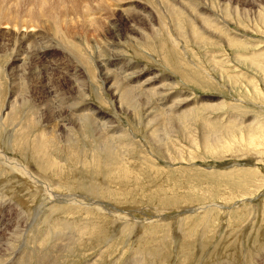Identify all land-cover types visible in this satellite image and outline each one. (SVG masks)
<instances>
[{
  "label": "rangeland",
  "instance_id": "rangeland-1",
  "mask_svg": "<svg viewBox=\"0 0 264 264\" xmlns=\"http://www.w3.org/2000/svg\"><path fill=\"white\" fill-rule=\"evenodd\" d=\"M8 1L6 7H15ZM18 1V13L26 16L37 0ZM53 1L51 8H59L58 0ZM89 1V8L96 10L97 0ZM126 1L101 17L93 13L103 18L96 32L90 26L85 29L83 22L75 26L80 30L67 32L72 51L49 24L30 21L29 30L8 27L0 32L6 38L3 43L14 34L33 35L37 47L50 50L41 61L25 53L29 65L16 78H10L3 66L9 55L0 54V151L50 184L59 196H76L81 202L60 206L34 187L22 169L0 160V219L5 218L0 235L9 239L0 261L264 264V0ZM70 3L65 0L63 5ZM121 8H130V15ZM70 15L72 20L83 16ZM139 17L153 21L139 22ZM103 59L116 77L115 89L107 90L104 84L99 67ZM134 72H139V79ZM127 84L135 88L122 103L120 91ZM74 91L89 106L73 109L69 97ZM76 96L72 103L79 100ZM11 106L16 109L14 118ZM61 109L67 113L60 117L55 112ZM24 121L31 126L27 132L12 126L17 122L25 127ZM111 124L113 131L108 129ZM20 135L30 141L46 135L53 141L55 151L62 152L56 164L64 178L43 171L33 160L30 144L25 151L17 142ZM215 138L222 139L224 148L220 143L209 146ZM111 147L124 169L121 184L93 169L100 154ZM71 152L79 158L68 159ZM6 207L10 213H4ZM172 213L173 220L156 219ZM90 223L100 225L95 238L73 244L78 240L76 228Z\"/></svg>",
  "mask_w": 264,
  "mask_h": 264
},
{
  "label": "bare ground",
  "instance_id": "bare-ground-1",
  "mask_svg": "<svg viewBox=\"0 0 264 264\" xmlns=\"http://www.w3.org/2000/svg\"><path fill=\"white\" fill-rule=\"evenodd\" d=\"M10 1H12V2H14L15 3V7H13L14 6V4L13 5H11V7L12 8H8V7H6L5 6V3L7 2V0H0V32H2L3 30H7V28L9 27V28H11L12 30H18V31H21V29H27V30H29V29H31V27L28 25V23L30 22V21H33V22H35L36 24H44L43 26L45 27V24H49V26H51V28H56L55 30H54V32L56 33V31H58V33H60L61 35H62V43L66 46V48H68V49H70V47H73V45H72V42H71V39H70V35L68 36L67 34V32H72L73 30L74 31H78V30H80V29H78V30H76V28H75V26H77L78 25V23H80V22H83L84 24H86L85 26V29H88L89 28V26H90V28H91V30H94L95 32H96V29H98L100 26H102V25H100L99 23H97V21L98 20H101V19H103V18H101V19H98L96 16H94L93 15V13H97V15H100V17H101V13H106V12H111V9H112V7L114 6V5H117V4H119V3H122V4H119V6L120 7H123L124 5H126V4H123V2H128V1H126V0H97L96 1V10H92V9H90L89 8V5H90V1L89 0H69L71 3L70 4H64L63 5V3H64V1L65 0H58V4H59V8H57V9H52L51 8V4H50V0H37V1H35L32 5H31V9L29 10V12L26 14V16H21L19 13H18V11H17V9H16V5L17 6H19V2L20 1H18V0H9L8 2H10ZM52 2H55V1H53V0H51ZM128 4V3H127ZM131 7V6H130ZM147 7V6H146ZM55 8V7H54ZM13 9H16V15H14L13 14ZM121 9H123L121 12H123V14L126 16V14H128V15H130L129 13H131V11H130V8H121ZM114 10V9H113ZM80 11H82V12H80ZM119 11H120V8H119ZM74 12H76L77 13V15L75 16V17H78V16H80V15H83L82 16V18H80V17H78V18H76V19H70L72 16L70 15V14H72V13H74ZM89 14H92L93 16H92V18H88V15ZM142 14V13H141ZM191 14V13H190ZM189 14V15H190ZM133 15H134V13H133ZM152 15V14H151ZM145 16H148V14L147 15H145ZM150 16V15H149ZM127 17V16H126ZM191 17V16H190ZM198 17V16H197ZM202 17H203V15H202ZM97 18V19H96ZM180 18V17H179ZM199 18V17H198ZM82 19V20H81ZM193 19V18H192ZM202 19V18H201ZM85 21H87V22H90V24H88V23H86ZM138 21L139 22H143V21H145V23L147 22H149V21H153L152 20V17H139L138 18ZM182 21V20H181ZM196 21H197V18H196ZM151 23V22H150ZM149 23V24H150ZM202 25H204V24H206L205 23V21L203 20V22L201 23ZM42 25H41V27H42ZM80 25V24H79ZM163 25H164V23H163ZM177 25V24H176ZM49 26H48V28H49ZM88 26V27H87ZM47 27V26H46ZM166 27V26H165ZM79 28V27H78ZM102 28V27H101ZM180 29V28H179ZM184 29H185V27H184ZM82 30V29H81ZM136 30V29H135ZM163 30V29H162ZM51 31V30H50ZM93 31V32H94ZM155 31V30H154ZM166 31V30H165ZM164 31V32H165ZM180 31H181V29H180ZM25 32V31H24ZM52 32V31H51ZM113 32H115V31H113ZM158 32H160V31H158ZM54 33V34H55ZM53 34V35H54ZM57 34V33H56ZM194 34L197 36L198 34L196 33V32H194ZM195 35H193V36H195ZM73 36V35H72ZM74 36H75V34H74ZM39 38V37H38ZM35 39V40H34ZM36 39L37 38H35L33 35H28V36H24V35H20V34H14L13 36H8V38H7V41L6 42H1V41H3V40H6V38H5V35L4 34H0V54L1 53H6V55H9L8 56V61H6L5 59L7 58V56L5 57V64L3 65L4 66V68L5 69H7L8 70V74L10 75V78H11V76L12 75H15V78L17 77V75L20 73V71L22 70L21 68H24V67H26V66H28L29 65V61L28 60H26V61H28V62H26L25 60H24V58H23V56H24V54L25 53H30V57H29V59L31 58L32 59V61H35V60H42L44 57H47L48 55H45V54H47V52H50V50L48 51L47 50V48H49V47H47V48H44V47H41V48H39V47H37L38 45L36 44ZM61 39V38H60ZM74 42V41H73ZM76 43V42H75ZM64 45H62V47L64 46ZM46 47V46H45ZM6 48V49H5ZM71 51H72V49H70ZM64 52H65V50H63ZM9 52V54H7ZM74 52V51H73ZM75 53V52H74ZM114 54V53H113ZM4 55V54H3ZM77 55H79V54H77ZM118 55V54H117ZM29 56V55H28ZM72 56V55H71ZM4 57V56H3ZM79 57H80V55H79ZM119 58H120V55L118 56ZM27 59V58H26ZM82 59V58H81ZM92 59V58H91ZM116 59V58H115ZM85 60V59H84ZM84 60H82V61H84ZM120 60H122V59H120ZM0 61H2V60H0ZM81 61V62H82ZM103 61H104V59H103ZM123 61V60H122ZM30 62H31V60H30ZM77 62V61H76ZM101 62H102V60H101ZM113 62H115V61H113ZM93 64V63H92ZM84 65H85V63H84ZM114 65V64H113ZM1 66V65H0ZM32 66V65H31ZM109 66H111V65H109L108 63H105V61H104V63H101L100 64V72H101V74L103 75V77H104V84L105 85H107V87L109 86V88L107 89V90H111V89H115L114 87H115V83H112L113 82V80H116V77H115V75L113 74V72L110 70V69H108V67ZM113 67V66H112ZM3 69V68H2ZM32 69V68H31ZM6 70V71H7ZM30 72V71H29ZM22 73V72H21ZM136 74V79H139V77H140V75H139V72H134L133 74H132V76L134 77V75ZM75 75V74H74ZM84 75V74H83ZM88 75V74H87ZM19 76V75H18ZM69 76V75H68ZM76 76V75H75ZM86 76V75H85ZM133 77H131V79L133 78ZM19 78V77H18ZM71 78V77H70ZM125 78H126V76H125ZM72 79V78H71ZM70 79V80H71ZM127 79V78H126ZM134 79V78H133ZM0 80H1V75H0ZM17 80V79H16ZM75 81V80H74ZM132 81V80H131ZM70 82V81H69ZM68 82V83H69ZM73 83V82H72ZM130 83V82H129ZM14 84V83H13ZM138 85V84H137ZM75 86V85H74ZM135 86V85H134ZM144 86H147L148 87V85L147 84H145ZM103 87V86H102ZM72 88V87H71ZM135 88V87H134ZM134 88H131L130 87V85L129 84H127V85H124L123 86V89H122V91H120V100H121V102L123 103V98H128V97H132V94H133V90H134ZM76 89V88H75ZM136 89H138V88H136ZM159 89V88H158ZM73 90H74V87H73ZM148 90V89H147ZM147 90H145V91H147ZM150 90V89H149ZM153 90V89H152ZM151 90V91H152ZM164 90V89H163ZM150 91V92H151ZM156 91H157V89H156ZM154 92V91H153ZM162 92V91H161ZM160 92V93H161ZM155 93V92H154ZM157 93V92H156ZM149 94V93H148ZM153 94V93H152ZM165 94H167V93H165ZM77 95V96H76ZM115 95H117V94H115ZM136 95V94H135ZM155 95V94H154ZM168 95V94H167ZM74 96H76L75 98H77V99H79L78 97L80 96L81 97V95L79 94V91L77 92V94H76V92L74 91V93L72 94V96H70L69 97V102L72 100V102H73V98H74ZM158 96V95H157ZM156 96V97H157ZM159 96H160V94H159ZM164 96V95H163ZM170 96V95H169ZM138 98V97H137ZM158 98V97H157ZM163 98V97H162ZM166 98V97H165ZM169 98V97H168ZM76 100V99H75ZM80 100V101H79ZM79 100H77V102H74V103H72L71 102V104H69L73 109H75V110H79V109H81L82 107H86V106H89V103L87 102V100L86 99H83V100H81V99H79ZM17 103V102H16ZM12 104H14L13 102H12ZM181 104V103H180ZM183 104V103H182ZM11 105V104H10ZM15 105V104H14ZM153 105V104H152ZM12 107V106H11ZM62 107V106H61ZM1 108V107H0ZM9 108V107H8ZM7 108V109H8ZM5 109V108H4ZM192 109V108H191ZM146 110H148V109H146ZM189 110V109H188ZM15 111V112H14ZM41 111V110H40ZM149 111V110H148ZM1 112V111H0ZM2 113V112H1ZM11 113H12V117L14 118V116L15 115H17V113H16V109L15 108H11ZM26 113V112H25ZM55 113H59L60 114V117H61V113H67V112H65V111H63L62 109L61 110H57ZM20 114V113H19ZM18 114V115H19ZM29 114V113H28ZM69 114V113H68ZM28 116V115H27ZM26 116V117H27ZM31 116V115H30ZM68 117V116H67ZM5 118H6V116H5ZM10 118V117H9ZM16 119V118H15ZM1 120V119H0ZM5 120V119H4ZM8 119H6V122H7V124H9L8 122L9 121H7ZM10 120V119H9ZM13 119H11V121H12ZM30 120H32V119H30ZM63 120V119H62ZM68 120H70V119H68ZM33 121V120H32ZM64 121V120H63ZM0 122H2V121H0ZM5 122V121H4ZM19 122V121H18ZM74 122V121H73ZM93 122V121H92ZM112 122V121H111ZM20 123V122H19ZM19 123H17V122H15V123H12V126H14L15 124L18 126V129H19V131H21V132H23V131H29L30 130V128H31V126H28V124L26 123V121H24L23 123L25 124V127L23 126V125H20ZM32 123V122H31ZM78 123V122H77ZM87 123H88V121H87ZM95 123H96V121H95ZM105 123V126H106V122H104ZM113 123V122H112ZM71 124H72V122H71ZM76 124V123H75ZM94 125V124H93ZM98 125V124H97ZM103 125V124H102ZM110 125V124H109ZM57 126V125H56ZM65 126V125H64ZM86 126V125H85ZM90 126V125H89ZM88 126V127H89ZM95 126H96V124H95ZM24 129H23V128ZM88 127H87V129H88ZM93 127V126H92ZM98 127V126H97ZM15 128V127H14ZM86 128V127H85ZM101 128V127H100ZM104 128H106V127H104ZM114 128H116V127H114V126H112V124H111V126L108 128L109 129V131H113V129ZM16 129V128H15ZM29 129V130H28ZM60 129V128H59ZM90 129V128H89ZM194 129V128H193ZM105 130V129H104ZM15 131V130H14ZM18 131V132H19ZM100 131V130H99ZM40 134H41V132H40ZM15 135V134H14ZM28 135V134H27ZM27 135H20V136H22L17 142L18 143H20V144H22L23 145V150H25L26 149V147L29 145V149H30V151H31V153H32V156H33V160H34V162L35 163H37L38 164V166H40L41 168H42V170L43 171H47V172H49L52 176H56V177H59V178H61V179H63L64 178V171H63V169H61V168H59V166H57V164H56V159H57V157H60L59 155H62V152H58V150H56L55 151V149L57 148V145H54V142L53 141H51V140H48V139H46V138H44L46 135H42V136H40V137H38V138H33L34 140L33 141H30V138H28L27 137ZM29 135H31V134H29ZM19 136V135H18ZM17 136V137H18ZM30 137V136H29ZM80 140V139H79ZM159 140V139H158ZM77 141V140H76ZM196 142V141H195ZM15 143H16V141H15ZM82 143V142H81ZM209 146H211V144H213L214 143V145H217V144H219L220 143V147L221 148H224V145H222V139H220V138H215V139H211L210 141H209ZM74 144V143H73ZM54 145V146H53ZM70 145V144H69ZM86 145V144H85ZM18 146H20V145H18ZM53 146V147H52ZM72 146V145H71ZM71 146H69V147H71ZM90 146V145H89ZM92 146V145H91ZM90 146V147H91ZM121 147L120 148H122V147H124V146H128L127 144L126 145H120ZM69 147H67V148H69ZM72 149H73V147H71ZM80 148H81V145H80ZM84 148H86V147H84ZM114 148V147H113ZM218 148V147H217ZM18 149V148H17ZM20 149H21V147H20ZM52 149V150H51ZM108 149V148H107ZM112 149V147L110 148V150ZM119 149V148H118ZM207 149V148H206ZM68 150V149H67ZM66 150V151H67ZM71 150V149H70ZM82 150V149H81ZM86 150H88V149H86ZM99 150V149H98ZM26 151V150H25ZM65 151V152H66ZM100 151V150H99ZM103 151V150H102ZM24 152V151H23ZM64 152V153H65ZM86 152V151H85ZM84 152V153H85ZM101 152V151H100ZM106 152V151H105ZM108 152V153H107ZM106 153L107 154H105L104 156L102 155V153L100 154L101 156V158L104 160H102V159H97V161H95L94 162V167H93V169H95L94 170V172H102V171H105L106 172V176L105 177H107L106 179H109L110 181H112V183L113 182H118V183H120V173H121V170L123 169L122 168V163L120 162V160H119V156L117 155V153H116V151H113V150H111V151H107ZM58 153V154H57ZM84 153H83V155H84ZM90 153L91 152H89V155H90ZM103 153H104V151H103ZM67 154V153H66ZM6 155V154H5ZM80 155H81V153H80ZM63 156H64V154H63ZM63 156H61V157H63ZM121 156H123L122 155V151H121ZM68 157V159L69 158H71V157H74V159H77L76 157H78V156H76L75 155V153H72L71 152V154H69V156H67ZM82 157V156H81ZM79 158V157H78ZM3 159V161H5V162H7V165L9 166V168L11 167V168H14L13 166L14 165H16V169L18 170V169H22L23 170V172L26 174V176H25V178H27L30 182H34L33 183V185H34V187H37L38 189H40L41 191H43L44 193H46V195L47 196H49V198L48 199H50V200H53L54 202H56V203H59L60 204V206H73L75 203L77 204H79V203H81L80 202V200L78 199V198H76V196H73L72 197V195H65L64 194V197H62V196H59L58 194H56V192L54 191V189L52 188V186L50 185V184H48V183H44V182H42L41 180L39 181V180H37L36 178H34L29 172H28V170L24 167V166H22V164H19V163H15L14 161H10L9 159H7L6 158V156H4V154H3V152L2 151H0V160H2ZM84 160V159H83ZM88 160V159H87ZM61 161V160H60ZM71 161V160H70ZM81 162V161H80ZM86 162V161H85ZM91 162H92V160H91ZM79 163V162H78ZM83 163V162H82ZM87 163V162H86ZM90 163V162H89ZM84 164V163H83ZM88 164V163H87ZM91 164V163H90ZM126 164H127V162H126ZM125 164V165H126ZM6 166V165H5ZM85 166H86V164H85ZM89 167V166H88ZM125 168V167H124ZM15 169V168H14ZM75 169V168H74ZM78 169V168H77ZM86 169H87V167H86ZM129 169V168H128ZM84 171V170H83ZM123 171H124V169H123ZM129 171V170H128ZM127 171V172H128ZM17 172H19V171H17ZM91 172V171H90ZM126 172V173H127ZM77 173H79V172H77ZM89 173V172H88ZM125 173V172H124ZM91 174H93V173H91ZM102 174V173H101ZM119 174V175H118ZM124 175V174H123ZM132 175V174H131ZM93 176V175H92ZM91 176V177H92ZM103 176H104V173H103ZM122 176V175H121ZM129 177H132V176H129ZM86 178V177H85ZM71 180V179H70ZM121 180L122 181H127V177H125V178H121ZM66 181V180H65ZM73 182H77L76 180H74ZM93 182V181H92ZM78 184V183H77ZM107 184H109V183H107ZM121 184V183H120ZM90 185V184H89ZM113 185V184H112ZM95 187V186H94ZM103 188V187H102ZM105 188H106V186H105ZM94 189V188H93ZM104 189V188H103ZM78 197V196H77ZM2 201V200H1ZM248 201V200H247ZM251 201V200H250ZM94 202V201H93ZM8 203V202H7ZM83 203V202H82ZM75 204V205H76ZM9 205V204H8ZM107 205H109V203L107 204ZM107 205H106V207H107ZM57 206V205H56ZM82 207H84V206H82ZM57 208H60V207H57ZM2 208H1V203H0V214H1V212H2V210H1ZM41 209V208H40ZM67 209H70V207L69 208H67ZM12 209H10L9 207H6L5 208V210H4V213H10V211H11ZM63 210H64V208H63ZM66 210V209H65ZM64 210V211H65ZM104 210H105V208H104ZM121 210V209H120ZM14 211V210H13ZM106 211V210H105ZM38 212V211H37ZM116 212V211H115ZM115 212H113L112 214H115ZM126 212V211H125ZM188 213L190 212V210L189 211H187ZM185 213V214H188V213ZM193 212V211H192ZM11 213H13V212H11ZM62 214H63V212H62ZM185 214H184V216H185ZM14 215V214H13ZM35 215V214H34ZM37 215V214H36ZM54 215H57L56 213H54L53 214V216ZM179 215H182V213H180ZM2 216V215H1ZM174 216H176V215H173V213L172 214H168V215H166L165 217H162V216H158L156 219L157 220H159V219H162V220H165V221H168V219H170V220H173L174 219ZM8 217V216H7ZM14 217V216H13ZM36 216H34V218H35ZM179 217V216H178ZM183 217V216H182ZM9 220V219H8ZM12 219L10 218V221H11ZM15 220V219H14ZM5 221V218H3L2 220L0 219V225H1V223L2 222H4ZM13 221V220H12ZM14 222V221H13ZM67 222V221H66ZM161 222V221H160ZM163 222V221H162ZM11 223V222H10ZM15 223V222H14ZM37 223V222H36ZM59 223V222H58ZM65 223V222H64ZM63 223V224H64ZM155 223V222H154ZM9 224V223H8ZM33 224V223H32ZM55 224H57V223H55ZM62 224V222L60 223V225ZM70 226H72L70 223H68ZM7 225V224H6ZM14 225V224H13ZM17 225H19V224H17ZM34 225V224H33ZM33 225H31V226H33ZM3 226V225H2ZM37 226V225H36ZM58 226H59V224H58ZM62 226V225H61ZM8 227V226H7ZM39 227V226H38ZM53 227H54V229L57 227V226H55V225H53ZM63 227H67L66 226V223L63 225ZM73 227V226H72ZM97 228L99 229L100 228V225H97L96 226V224L95 225H93L92 223H90V224H88V225H85V226H81V227H78V228H76V235H75V237H74V239L76 240V238L78 239V240H76V241H74V243L73 244H75V243H81V242H83L84 243V241H83V238L85 239H90V240H92L93 239V237L95 238V236H94V234H96V230H97ZM12 229V228H11ZM31 229L32 228H30V229H27V231H31ZM34 230H35V227L33 228ZM51 229H53V228H51ZM50 228L48 229L49 231L51 230ZM53 229V230H54ZM88 229V230H87ZM10 230V229H9ZM18 230V229H17ZM33 230V231H34ZM38 230H40V229H38ZM176 230V229H175ZM19 231H21V230H19ZM26 231V230H25ZM25 231H23L22 230V234H24V232ZM46 231V230H45ZM52 231V230H51ZM50 231V232H51ZM92 231L94 232V233H92ZM17 232V231H16ZM40 232V231H39ZM54 232V231H53ZM19 233V232H18ZM33 233V232H32ZM31 233V234H32ZM44 233V232H43ZM41 234V232H40V235H44V236H46V234ZM49 233V232H48ZM13 234H15V233H13ZM22 234H21V237H23L22 236ZM51 234V233H50ZM12 235V234H11ZM48 235V234H47ZM7 235H0V254L2 253V251H5L6 250V248L8 247L7 246V244H5V243H9V242H6L5 241V239L6 240H8L9 241V239H7V238H5ZM16 236V235H15ZM26 236V235H25ZM17 237V236H16ZM49 237V236H48ZM55 237V236H54ZM53 236H52V239L54 238ZM73 237V236H72ZM98 237V236H97ZM96 237V238H97ZM92 238V239H91ZM17 239H18V237H17ZM25 239V238H24ZM24 239H23V241H24ZM70 239H73V238H70ZM80 239V240H79ZM16 240V239H15ZM29 240V239H28ZM27 240V241H28ZM69 240V239H68ZM89 240V241H90ZM5 241V242H4ZM11 241H13V240H11ZM26 241V240H25ZM67 241V240H66ZM29 242V241H28ZM47 242V241H46ZM52 242V241H51ZM50 242V243H51ZM57 242V241H56ZM68 242V241H67ZM99 242V241H98ZM11 243V242H10ZM58 243V242H57ZM66 243V242H65ZM166 243V242H165ZM12 244V243H11ZM18 244V243H17ZM53 244V243H52ZM69 244V243H68ZM71 244V243H70ZM10 245V244H9ZM16 245V244H15ZM19 245V244H18ZM27 245H29V244H27ZM53 246V245H52ZM66 246V245H65ZM10 247V246H9ZM32 247V246H31ZM68 247V246H67ZM72 247V246H71ZM14 248H15V246H14ZM43 248V247H42ZM53 248V247H52ZM69 248V247H68ZM75 248V247H74ZM11 249H12V247H11ZM22 249V248H21ZM56 249V248H55ZM67 249V248H66ZM70 249V248H69ZM73 249V248H72ZM10 250V249H9ZM44 250V249H43ZM11 251V250H10ZM13 251V250H12ZM14 251H16V249L14 250ZM20 251V250H19ZM47 251V250H46ZM51 250H49V252H50ZM55 251V250H54ZM61 251V250H60ZM67 251V250H66ZM68 251H70V250H68ZM59 252V251H58ZM139 253H140V251H138ZM5 253H7L6 251H5ZM4 253V254H5ZM57 253V252H56ZM60 253H62V251L60 252ZM3 254V255H4ZM21 254V253H20ZM51 254H52V252H51ZM65 254V253H64ZM105 254V253H104ZM135 254V253H134ZM143 254V253H142ZM142 254H138V255H142ZM5 255H7V254H5ZM10 255V254H9ZM12 255H15L14 253L12 254ZM47 255V254H46ZM49 255V254H48ZM53 255V254H52ZM55 255V254H54ZM67 255V254H66ZM70 255V254H69ZM101 255V254H100ZM137 255V256H138ZM59 256H60V254H59ZM58 256V257H59ZM65 256V255H64ZM63 256V257H64ZM135 256V255H134ZM2 257V256H1ZM6 257V256H5ZM8 257V256H7ZM23 255H22V259H23ZM40 257V256H39ZM45 257H47V256H45ZM44 257V258H45ZM56 257V256H55ZM107 257V256H106ZM139 257V256H138ZM10 258V257H9ZM12 258V257H11ZM38 258V257H37ZM43 258V259H44ZM67 258V257H66ZM21 259V260H22ZM47 259V258H46ZM49 259H50V257H49ZM58 259V258H57ZM134 259V258H133ZM150 259V258H149ZM0 260H4L3 258H1ZM10 259H8V261H9ZM20 260V259H19ZM20 260V261H21ZM30 260H32V259H30ZM29 260V261H30ZM53 260V259H52ZM62 260V259H61ZM131 260H132V257H131ZM139 260H140V258H139ZM7 260H6V262H8ZM13 261V259H11V261H9V263H11ZM43 261V260H42ZM98 261V260H97ZM97 261H95V262H97ZM2 264H6V262L5 261H0ZM27 262V261H26ZM34 262V261H33ZM33 262H31V263H33ZM62 262V261H61ZM64 262V261H63ZM0 263V264H1ZM43 263H45L44 261H43ZM130 263V262H129ZM20 264H22V263H20ZM25 264V263H24ZM49 264V263H48ZM65 264V263H64ZM127 264H128V262H127Z\"/></svg>",
  "mask_w": 264,
  "mask_h": 264
}]
</instances>
